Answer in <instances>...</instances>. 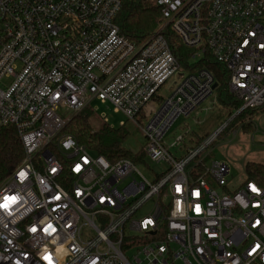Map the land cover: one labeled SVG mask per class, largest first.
I'll list each match as a JSON object with an SVG mask.
<instances>
[{"label": "built area", "instance_id": "1", "mask_svg": "<svg viewBox=\"0 0 264 264\" xmlns=\"http://www.w3.org/2000/svg\"><path fill=\"white\" fill-rule=\"evenodd\" d=\"M156 5L166 22L136 46L115 23L122 0H0V126H14L23 148L0 187V264H264V185L246 177L230 187L223 160L187 169L216 132L179 160L164 144L216 83L206 69H180L165 30L193 59L208 52L224 65L241 102L234 114L258 108L264 0ZM175 75L172 93L160 96ZM93 100L144 119V156L168 163L153 182L130 160L111 162L61 133L63 112Z\"/></svg>", "mask_w": 264, "mask_h": 264}, {"label": "rangeland", "instance_id": "2", "mask_svg": "<svg viewBox=\"0 0 264 264\" xmlns=\"http://www.w3.org/2000/svg\"><path fill=\"white\" fill-rule=\"evenodd\" d=\"M150 2L156 5V0H150ZM165 22L166 20L163 19L160 26L164 25ZM179 81L178 75L173 76L158 90V94L167 97ZM151 105L156 108L158 103L152 102ZM88 109L90 110V124L96 130L107 124L113 129H118L119 135H124L123 143L126 148L134 153L143 150L146 144L141 129L145 123L143 118H138V124L125 117L121 112L115 111L109 104L99 100L90 102ZM75 114L71 111L63 112V116L68 118ZM235 115L228 118V113L218 105L216 94L212 93L190 114L180 115L177 118L166 133L164 144L171 156L179 160L216 132V138L200 152L197 159L187 165V169L199 160H202L205 166H209L213 161H226L231 167V175L228 179L229 186L234 187L246 180L248 163L264 164V107L250 112L245 117L244 123L249 122L247 129H243L241 123L236 122L238 116ZM177 136H181L182 140L172 145ZM134 165L140 174L150 182H153L156 176L168 167L167 162H154L146 156L141 162ZM197 170L202 171L199 168ZM203 179L210 187L217 189L220 193L222 192L212 178L204 175ZM175 264H181V262L178 260L175 261Z\"/></svg>", "mask_w": 264, "mask_h": 264}, {"label": "trees", "instance_id": "3", "mask_svg": "<svg viewBox=\"0 0 264 264\" xmlns=\"http://www.w3.org/2000/svg\"><path fill=\"white\" fill-rule=\"evenodd\" d=\"M115 23L119 33L127 37L136 46L141 45L161 24L160 8L150 0H122V7L116 16ZM170 50L184 72H195L206 69L216 82L213 93L216 94L218 105L231 117L240 107L241 102L229 91L228 72L224 65L217 62L208 52L197 59L192 55L195 50L186 47L180 39L169 29L165 30ZM264 105L238 112L236 122L247 129L249 122L244 123L245 117ZM235 115V116H236ZM90 110L85 107L66 122L62 134L73 136L76 141L88 148L92 153L104 155L109 161L128 159L131 162H141L144 153L132 152L124 145V135H119L118 129L107 124L96 130L89 120ZM123 126V125H122ZM23 157V148L14 126H0V187L6 182L13 170L20 164ZM201 169V166H199ZM246 177L256 180L264 185V164L248 163Z\"/></svg>", "mask_w": 264, "mask_h": 264}, {"label": "snow or ice", "instance_id": "4", "mask_svg": "<svg viewBox=\"0 0 264 264\" xmlns=\"http://www.w3.org/2000/svg\"><path fill=\"white\" fill-rule=\"evenodd\" d=\"M21 175H23V173H21ZM255 190V189H253ZM8 198L5 197V200H7ZM13 199V202H15V198H12ZM7 207V204H0V208H6ZM33 231H35V229H33Z\"/></svg>", "mask_w": 264, "mask_h": 264}, {"label": "water", "instance_id": "5", "mask_svg": "<svg viewBox=\"0 0 264 264\" xmlns=\"http://www.w3.org/2000/svg\"><path fill=\"white\" fill-rule=\"evenodd\" d=\"M216 85H217V84L215 83L214 86H213V89H215Z\"/></svg>", "mask_w": 264, "mask_h": 264}]
</instances>
